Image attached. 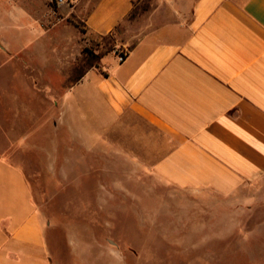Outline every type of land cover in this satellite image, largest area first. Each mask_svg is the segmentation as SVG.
Listing matches in <instances>:
<instances>
[{
    "label": "crops",
    "instance_id": "crops-1",
    "mask_svg": "<svg viewBox=\"0 0 264 264\" xmlns=\"http://www.w3.org/2000/svg\"><path fill=\"white\" fill-rule=\"evenodd\" d=\"M53 1L0 0V56L25 67L15 71L25 83L10 117L0 85V264H63L56 239L55 263L47 238L54 224L38 208L28 172L36 180L62 172L64 192L75 186L87 198L82 177L74 184L71 175L90 174L94 197L80 204H94L87 207L96 228L112 230L116 214L139 220L135 206L141 230L150 231L155 197L177 204L155 191L166 190L200 205L221 198L223 220L239 221L234 227L247 235L248 221L264 213V0H72L58 12L81 23L87 41L119 38L127 50L123 61L116 50L104 53L82 76L76 67L71 75L56 70V46L65 44L72 59L83 39L69 22L72 34L55 37ZM141 1L151 2L139 31L140 18L130 15ZM18 30L27 31V45ZM56 73L68 77L57 97ZM22 93L37 111L25 132ZM175 213L181 220V208ZM95 245L69 248L71 264H119V249L98 254Z\"/></svg>",
    "mask_w": 264,
    "mask_h": 264
},
{
    "label": "rangeland",
    "instance_id": "rangeland-1",
    "mask_svg": "<svg viewBox=\"0 0 264 264\" xmlns=\"http://www.w3.org/2000/svg\"><path fill=\"white\" fill-rule=\"evenodd\" d=\"M17 0H13L16 3ZM151 1H141L136 5L134 10V18L139 17V21H135V25L142 29V16L149 9ZM34 6V4H30ZM50 5L54 9L55 13V37L56 38H68L72 33L68 27V22L75 24L73 20L62 18L58 12V6L51 2ZM34 9V7H31ZM16 14L18 11H16ZM7 16V15H6ZM7 16L6 19L8 20ZM4 19V18H3ZM134 20V19H133ZM79 27L83 40L80 44V55L77 53L70 59L71 56L63 54L65 44L56 46V50L60 51V59L56 61V70L59 68L61 73L73 72L75 67L81 66L84 58L89 56L94 60V64H98V60L95 56L99 54L107 53L110 50H116L117 53L125 55L127 50L124 49L116 38L114 41L109 39H103L100 37H92L89 41L88 36L85 35V29L80 23H76ZM21 33L20 37L23 38V45H27L28 39L27 31L18 30ZM16 33V32H14ZM130 48V47H129ZM41 54L40 51L36 55ZM77 56L76 60L74 59ZM42 56L39 55V59ZM38 62H42L41 60ZM22 61L14 60V58H4L0 56V85L7 91L6 103L9 109L4 110L8 117L12 105L14 103V93L20 88H23L25 83L23 78H15V71L25 69ZM29 68L30 66L36 67V62L28 60L26 62ZM71 69L68 68L71 65ZM55 69V67H54ZM44 70L49 75L53 73V67L51 65H44ZM58 71V70H57ZM60 75V72H57ZM55 74L54 82L58 90H56V97L62 93V88L65 87L67 76H58ZM27 80V79H26ZM23 100H18L16 106H21L23 102L24 108L20 121L23 123L24 132L29 127L30 116L36 110L33 108L32 101L25 98H30L29 93H22ZM12 115V114H11ZM13 116V115H12ZM43 116V115H40ZM15 119V117H14ZM58 151L62 152V131H59L55 135ZM61 162V158H57ZM58 162V161H57ZM61 164V163H60ZM78 168V164L76 165ZM28 172V180L32 188L34 199L38 204V208L47 220H50L54 225L52 230H47V238L50 244V249L57 263V250L55 246V239L60 244V252L62 256L63 264H71L69 248H81L85 246V243L96 244V248H102V252L110 253V248L119 249V264H264V213L256 215V220L248 221L245 228H247V235H242V231H239L234 225H238L239 221L225 222L223 220V200L221 198H214L211 204L200 205L197 200L189 198H179L173 196L170 191L155 190L158 193H167L172 195L171 198L179 202H183L181 205L174 204L173 202H160L158 196L156 202L150 205V231L143 233L142 225L146 222L142 221V209L136 210L139 220L128 219L127 216L122 214H116V221H112L111 224H115L112 230L103 227L102 229L97 226L93 227V220L95 211L88 210V207L93 210L94 204H80V199L83 201H90L89 197H94L95 188L93 180H89L90 174H79V171L71 175V179L75 180L74 184H78V179L82 177V181L87 188L83 190V193H87L88 198L82 193L81 189L72 187L64 192L63 180L64 175L62 172L56 173H40L38 179H34ZM68 179V178H67ZM82 183V184H83ZM154 195V194H152ZM83 197V198H82ZM71 199V201H70ZM163 200L165 196H162ZM154 201V199H153ZM127 207V206H126ZM86 208V209H85ZM176 208H181L182 214L181 220L175 221ZM160 215H162L160 220ZM90 221V222H84ZM109 224V222H107ZM139 225L138 229L134 225ZM104 225V224H102ZM91 226V227H90ZM154 226H157L154 228ZM153 227V229H152ZM91 233H88V231ZM67 233L76 236L77 241L73 243L70 241ZM110 233V235H109ZM112 233V235H111ZM89 235L92 237L85 238ZM78 236V237H77ZM96 236V237H94ZM85 240V243H84ZM69 241V243H68ZM57 242V243H58ZM83 242V244H82ZM99 242V244H97ZM82 244V246H81ZM104 264V263H103ZM109 264V263H107Z\"/></svg>",
    "mask_w": 264,
    "mask_h": 264
},
{
    "label": "trees",
    "instance_id": "trees-1",
    "mask_svg": "<svg viewBox=\"0 0 264 264\" xmlns=\"http://www.w3.org/2000/svg\"><path fill=\"white\" fill-rule=\"evenodd\" d=\"M134 12H132V14L130 15V18L133 19L134 18ZM110 37H108L107 39H109ZM106 39V38H104ZM91 55L93 56L92 53H90L89 56L84 58L83 63L81 64V66L76 67V72L79 76H82L85 72V70L89 69L90 67L94 66V60L93 58H91ZM104 54H99L98 56H95V58L98 60V62L100 61V59L103 57Z\"/></svg>",
    "mask_w": 264,
    "mask_h": 264
},
{
    "label": "built area",
    "instance_id": "built-area-1",
    "mask_svg": "<svg viewBox=\"0 0 264 264\" xmlns=\"http://www.w3.org/2000/svg\"><path fill=\"white\" fill-rule=\"evenodd\" d=\"M72 2V0H54V3L57 5V6H63V5H67V4H70ZM125 55H122L120 54L119 55V61H123L125 59Z\"/></svg>",
    "mask_w": 264,
    "mask_h": 264
}]
</instances>
